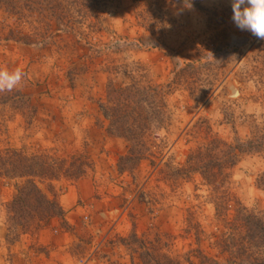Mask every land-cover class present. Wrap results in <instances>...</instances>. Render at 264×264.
<instances>
[{"label":"rangeland","instance_id":"374dc122","mask_svg":"<svg viewBox=\"0 0 264 264\" xmlns=\"http://www.w3.org/2000/svg\"><path fill=\"white\" fill-rule=\"evenodd\" d=\"M108 1L90 39L63 32L57 22L43 40L34 39L30 31L42 11L37 6L22 10L27 16L21 13L20 23L6 20L15 30L12 39L0 34V69L25 73L15 89L0 92V160L11 151L63 158L79 152L93 163L77 181H36L47 197L56 193L63 219L27 232L7 224L15 186L25 179L0 170V264H175L176 255L195 247L183 232L187 209L206 233L213 230V209L204 204L207 191L199 178L174 189L160 174L163 164L184 162L183 134L200 117L226 142L248 140L252 125L264 128V40L236 27L232 0H192V9L179 14V0H160L150 13L167 21L162 44L138 25L134 0ZM198 59L206 96L191 98L182 90L169 96V126L152 149L155 166L145 160L118 173L126 143L105 131L99 104L107 83L128 81L116 75L119 68H144L150 80L165 84L171 70ZM263 173L264 150L242 154L233 170V193L257 212L264 211ZM68 190L73 206L63 208L59 200Z\"/></svg>","mask_w":264,"mask_h":264},{"label":"trees","instance_id":"16d2710c","mask_svg":"<svg viewBox=\"0 0 264 264\" xmlns=\"http://www.w3.org/2000/svg\"><path fill=\"white\" fill-rule=\"evenodd\" d=\"M159 2L134 0V15L138 25L162 44L167 21L163 15L156 17L154 11L150 13V7ZM29 6L42 10L37 13L38 26L30 31L31 36L39 40L55 31L56 22L63 32L90 39L89 35L102 25L100 11L110 7L108 0H0V11L5 14V21L0 23L3 38L12 39L15 33L6 20L17 18L20 23L21 11L25 9L27 12ZM197 50L203 52L200 47ZM199 65L198 59L174 68L165 84L150 80L144 68L134 71L119 68L116 75L128 81L119 85L112 81L107 83L105 101L99 104L107 121L105 131L126 143L125 154L116 162L118 173L132 172L145 160L155 166L152 149L159 139V132L169 126L168 97L181 90L191 98L198 93L203 97L207 94L201 91L206 79L204 74L199 76L200 73L196 72ZM256 126H250L252 136L248 140L235 137L233 142H226L212 130L207 119L200 117L183 134L188 145L184 162L166 161L163 164L160 174L174 189L199 178L207 191L202 196L204 204L213 209L210 223L213 230L209 233L195 221L194 212L187 209V228L183 232L190 234L188 237L193 238L195 247L182 256L176 255L175 264H264V211L245 207L233 193V170L240 156L264 150V128ZM0 170L7 177L12 173L17 175L14 178L25 179L21 185L15 186L16 194L10 202L7 224L12 229L27 232L32 226H42L51 219H63L56 193L51 190V197H47L39 190L36 181L52 182L61 178L77 181L93 171V163L87 155L79 152L63 158L49 152L28 155L24 151H11L8 157L0 160ZM262 176L264 179V173Z\"/></svg>","mask_w":264,"mask_h":264},{"label":"clouds","instance_id":"9594fccd","mask_svg":"<svg viewBox=\"0 0 264 264\" xmlns=\"http://www.w3.org/2000/svg\"><path fill=\"white\" fill-rule=\"evenodd\" d=\"M192 7V0H179L177 14L184 9L191 10ZM231 8L232 21L237 28L249 31L255 37L264 40V0H232ZM24 76L21 68H16L12 72L0 69V92L12 91L22 83Z\"/></svg>","mask_w":264,"mask_h":264},{"label":"crops","instance_id":"0c3cea01","mask_svg":"<svg viewBox=\"0 0 264 264\" xmlns=\"http://www.w3.org/2000/svg\"><path fill=\"white\" fill-rule=\"evenodd\" d=\"M85 185H87V183H84L83 182V184H78L77 185V189L78 190H80L79 188H81L82 186H85ZM82 190V189H81ZM74 198H75V195H73L72 193H71V191L70 190H68V192L66 193V194H64V195H62L61 197H60V203H61V205L63 206V208H64V205L66 206V207H70V206H73V202H74Z\"/></svg>","mask_w":264,"mask_h":264}]
</instances>
